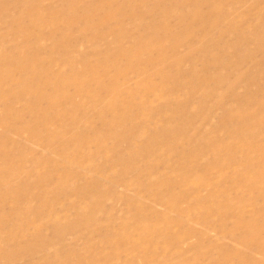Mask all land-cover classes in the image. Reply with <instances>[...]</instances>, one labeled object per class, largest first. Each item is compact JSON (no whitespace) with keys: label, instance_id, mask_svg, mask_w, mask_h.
<instances>
[{"label":"rangeland","instance_id":"rangeland-1","mask_svg":"<svg viewBox=\"0 0 264 264\" xmlns=\"http://www.w3.org/2000/svg\"><path fill=\"white\" fill-rule=\"evenodd\" d=\"M259 102L264 0H0V264H264Z\"/></svg>","mask_w":264,"mask_h":264},{"label":"bare ground","instance_id":"bare-ground-1","mask_svg":"<svg viewBox=\"0 0 264 264\" xmlns=\"http://www.w3.org/2000/svg\"><path fill=\"white\" fill-rule=\"evenodd\" d=\"M116 11V10H115ZM143 43V42H142ZM144 45H147V44H144ZM175 46V45H174ZM220 56V55H219ZM35 62V61H34ZM3 73V72H2ZM259 104L264 108V103L263 102H259ZM258 104V105H259ZM38 116V115H37ZM37 116H36V118H37ZM38 117H40V115L38 116ZM43 117V116H42ZM40 119H41V117H40ZM54 119V118H53ZM70 119V118H69ZM57 120H59V119H57ZM74 122H75V120H74ZM264 249V248H263ZM31 250V249H30ZM26 251V250H25Z\"/></svg>","mask_w":264,"mask_h":264}]
</instances>
